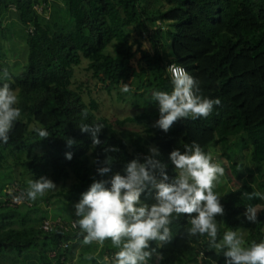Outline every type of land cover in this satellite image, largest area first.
<instances>
[{
    "label": "trees",
    "instance_id": "obj_1",
    "mask_svg": "<svg viewBox=\"0 0 264 264\" xmlns=\"http://www.w3.org/2000/svg\"><path fill=\"white\" fill-rule=\"evenodd\" d=\"M11 14L17 16L24 36L23 42H16L10 26L0 30L14 58L13 63L4 61L0 47V73H9L0 83L17 90L21 116L8 143L0 144V169L21 163L35 180L46 176L55 185L73 177L60 191L73 202L94 180L123 174L137 156L143 161L150 146L159 148L158 158L174 177L168 158L172 150L183 151L185 143L196 142L207 152L215 144L223 149L233 174L244 179L222 194L218 241L228 230L243 231L245 246L264 240V211L256 223L244 216L247 206L261 203L247 194L264 188V0H0V24ZM83 58L97 87L109 94L116 90L122 100L131 95L141 108L134 116L116 120L120 130L97 113L95 98L84 99L82 85L72 87L75 67ZM170 63L184 66L199 82V94L219 98L220 104L206 118L180 119L164 132L152 125L159 111L150 100L153 91L171 92ZM125 83L129 93L120 91ZM128 123L146 127L129 129ZM82 124L103 125L100 145L93 148L91 135L80 130ZM36 128L46 129L49 136L41 139ZM68 138L75 141L71 147ZM236 145L251 148L258 182L245 180L246 165L230 157L229 149ZM109 146L119 151L105 152ZM69 151L71 160L65 157ZM108 157L112 172L101 177L97 169ZM14 181L28 190L26 182L14 178L0 181V264H71L82 241L79 227L47 232L42 222L58 216L78 218L51 216L39 200L28 197L31 205L4 204V188ZM141 199L152 202L147 193ZM169 227L171 238L162 247L150 242L156 252L148 264H223L222 254L209 249L206 234H187L188 214H173ZM102 248L109 255L118 250L110 239ZM91 262L101 264L96 258Z\"/></svg>",
    "mask_w": 264,
    "mask_h": 264
},
{
    "label": "clouds",
    "instance_id": "obj_2",
    "mask_svg": "<svg viewBox=\"0 0 264 264\" xmlns=\"http://www.w3.org/2000/svg\"><path fill=\"white\" fill-rule=\"evenodd\" d=\"M171 92L153 91L152 102H155L159 118L155 126L167 132L177 120L188 118L196 120L206 118L219 105L220 100L210 99L199 94V82L181 67H170ZM9 76L7 69L0 73V81ZM122 93L131 89L127 83L120 88ZM18 97L8 83H0V144H7L15 123L21 116ZM80 130L92 137L93 148L101 144L99 133L103 125L82 124ZM41 139L47 138L46 129L36 128ZM75 143L71 138L67 144ZM184 150L174 149L169 153V160L174 166L176 175L170 177L168 164L158 157L160 150L149 147V155L143 161L137 156L129 161L123 174L116 172L107 179L94 180L89 189L82 193L74 205L78 218L77 226L83 235V243L98 242L101 246L110 239L118 249L112 264H148L156 252L150 242L156 241L159 247L171 238L170 223L173 214H188L189 236L207 235L209 249L224 257L223 264H264V240L253 241L245 246L243 237L236 231H225L218 241L216 216L223 215L224 207L220 197L213 191L214 183L224 175V168L212 162V157L201 146L192 142L185 143ZM119 148L109 146L105 152H117ZM72 152L65 157L71 160ZM112 158L108 157L104 165L97 169L101 177L112 172ZM27 197L35 200L45 192L56 187L46 176L28 181ZM150 194L152 202L141 199L142 194ZM248 198L258 197L264 200V193H248ZM264 209L258 206H247L244 216L247 221L256 223L258 212ZM195 213V215H193ZM162 258V257H161ZM88 259H92L89 257Z\"/></svg>",
    "mask_w": 264,
    "mask_h": 264
},
{
    "label": "rangeland",
    "instance_id": "obj_3",
    "mask_svg": "<svg viewBox=\"0 0 264 264\" xmlns=\"http://www.w3.org/2000/svg\"><path fill=\"white\" fill-rule=\"evenodd\" d=\"M3 26H10L11 37L14 41L23 42L22 38L24 36L23 29L19 23V20L15 14H11V16H7L4 19L3 23L0 24V30ZM166 26V25H165ZM1 32V31H0ZM164 41V39H162ZM150 46V43H147ZM22 44L18 45L20 48ZM0 47L1 51L5 53L4 61L13 63L14 58L9 54L8 49L11 47L10 42L4 39L0 33ZM165 48L168 51V44L165 45ZM110 51H113V48H110ZM1 61V60H0ZM88 60L83 58V61L80 65L75 67V74L73 77V88H78L82 85L83 89V97L89 102L90 98H95L99 104V109L97 113L101 116L108 117L112 122H114L115 126L120 130L121 126L116 124L117 119H123L127 116H134L141 111V108L138 105H135V99L131 95L126 96V100H122L119 97V94L116 90H114L111 94L97 87V81L92 78V74L87 70ZM14 93H17V90H13ZM156 121V120H155ZM155 121L152 123L155 126ZM126 128L141 130L143 131L146 127L145 124H137V123H128ZM230 157L236 159V161L243 163L246 165L244 170L242 171L245 176V180L251 181L252 179L255 182H258L259 174L256 171L255 166L251 163L250 147H242L241 145L233 146L229 149ZM223 149L215 144H211L208 147L207 154H210L212 157V162L218 163L221 167L224 168V175L221 176L218 182L214 183L213 191L217 193L222 198V194L228 192L231 188L238 187L244 181V179H239L236 175L231 171V167L229 165L228 158L223 153ZM228 153V154H229ZM9 160L11 164L13 163V158L10 157ZM19 180L26 182L28 184L29 180H35L32 175L25 171L24 166L19 164H14V166L6 165L4 168L0 169V181H7L10 179ZM74 181L73 177L68 178L65 181H62L56 185L55 188L45 192L43 196L37 197V200L41 202V205L50 210V214L52 215H61L65 218L71 219L72 216H75L74 205L78 201H71L70 199H66L62 195H60V191L62 187L68 188L69 185ZM264 181H261V183ZM29 188V184H28ZM260 193H264V188L259 187ZM45 197H49L47 200ZM259 208L264 209V200H261V203L257 205ZM261 212V211H260ZM259 213V212H258ZM76 217V216H75ZM75 220V218L73 217ZM244 239V232H238ZM94 246V245H93ZM79 248V246H78ZM107 263L112 264V258L110 257Z\"/></svg>",
    "mask_w": 264,
    "mask_h": 264
},
{
    "label": "built area",
    "instance_id": "obj_4",
    "mask_svg": "<svg viewBox=\"0 0 264 264\" xmlns=\"http://www.w3.org/2000/svg\"><path fill=\"white\" fill-rule=\"evenodd\" d=\"M170 67H181L185 71H187L184 66L176 64V63H170L167 66L168 70ZM2 200L4 204L11 205V206H16V205L23 204V203H26L28 205L32 204V202L27 199V192L18 184L17 181H14L13 183H10L7 186H5L4 195L2 196ZM74 222L75 220L67 221L60 216L56 218L50 217V218H46L42 222V228L47 232L53 231L55 229H64V230L76 229L78 228V226L74 228L73 227ZM63 246L67 247L68 242H65ZM51 254L54 255V252H52ZM110 257L112 258L113 255H109V254L106 255V259L109 260Z\"/></svg>",
    "mask_w": 264,
    "mask_h": 264
},
{
    "label": "crops",
    "instance_id": "obj_5",
    "mask_svg": "<svg viewBox=\"0 0 264 264\" xmlns=\"http://www.w3.org/2000/svg\"><path fill=\"white\" fill-rule=\"evenodd\" d=\"M102 247L103 245L101 246L96 241H93L91 244H84L82 235V241L79 243V248H77L76 257L72 260L71 264H92V259H88L89 257L96 258L101 264H109L107 263L108 259H106L108 253L107 251L102 253Z\"/></svg>",
    "mask_w": 264,
    "mask_h": 264
}]
</instances>
